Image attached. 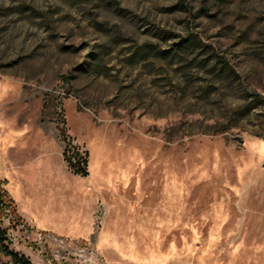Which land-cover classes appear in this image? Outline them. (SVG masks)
<instances>
[{"label":"rangeland","instance_id":"374dc122","mask_svg":"<svg viewBox=\"0 0 264 264\" xmlns=\"http://www.w3.org/2000/svg\"><path fill=\"white\" fill-rule=\"evenodd\" d=\"M0 180L33 264H264V0H0Z\"/></svg>","mask_w":264,"mask_h":264},{"label":"trees","instance_id":"16d2710c","mask_svg":"<svg viewBox=\"0 0 264 264\" xmlns=\"http://www.w3.org/2000/svg\"><path fill=\"white\" fill-rule=\"evenodd\" d=\"M60 136L65 143L63 157L64 161L68 164L69 169L76 176L84 178L88 177V154L86 152H81L75 145H73L64 129L60 131ZM4 185L5 183L0 180V215H4L8 213V211H10L12 215H15L16 209L14 203L4 190ZM4 236L5 231H0V249L10 257L11 263L9 264H33L26 256L10 251L7 246L4 245Z\"/></svg>","mask_w":264,"mask_h":264},{"label":"crops","instance_id":"0c3cea01","mask_svg":"<svg viewBox=\"0 0 264 264\" xmlns=\"http://www.w3.org/2000/svg\"><path fill=\"white\" fill-rule=\"evenodd\" d=\"M5 183V182H4ZM5 185H6V183H5ZM27 189H31V188H27ZM33 190V189H32ZM35 194H37L38 195V197L39 198H42L41 200H46V202H47V207L49 208V207H51V202L52 201H54V199L56 198V196H59L60 194L58 193V194H56V193H53V196H52V198H44V197H42V196H40V194L38 193V191H33ZM37 199V198H36ZM51 201V202H50ZM78 203H79V210H78V213L77 214H65L62 218H63V220H64V223H63V227H64V231H66L67 230V228H68V226L70 225V222H71V220H77L78 219V217H79V214H80V207L82 206V203H80L79 201H78ZM19 206H20V204H19V201L17 202V207H18V210H19V212H20V214H21V217L20 218H23L24 220H26L25 218H24V216H23V214H22V212H21V209H19ZM88 206L89 207H91V202H89V204H88ZM26 223L27 224H29V226H31L32 228H35V229H37V230H40V231H42V232H48V231H55V230H53V229H50V228H46V227H39V226H37V225H34V224H30L27 220H26ZM56 232H60V231H56Z\"/></svg>","mask_w":264,"mask_h":264},{"label":"built area","instance_id":"2783aa9c","mask_svg":"<svg viewBox=\"0 0 264 264\" xmlns=\"http://www.w3.org/2000/svg\"><path fill=\"white\" fill-rule=\"evenodd\" d=\"M105 215H106L105 206L103 204L99 205L98 208H97V216H98V218L101 220ZM48 239H51V240H54L56 242L62 243L61 239H59V238H57L55 236L46 235L43 232H38V240L39 241H45V240H48Z\"/></svg>","mask_w":264,"mask_h":264}]
</instances>
